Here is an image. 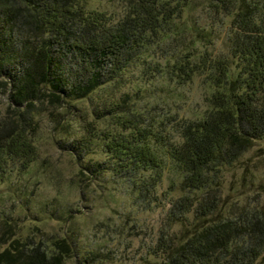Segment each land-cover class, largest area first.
Here are the masks:
<instances>
[{
  "label": "trees",
  "instance_id": "16d2710c",
  "mask_svg": "<svg viewBox=\"0 0 264 264\" xmlns=\"http://www.w3.org/2000/svg\"><path fill=\"white\" fill-rule=\"evenodd\" d=\"M121 1L124 13L115 17L87 7L85 0H0V106L2 98L7 100L6 110L0 109V173L10 160L33 159L30 134L37 129L38 114L100 88L105 93L94 113L114 118L120 128L105 135L109 169L130 179L139 168L161 165L149 139L161 140L163 133L155 123L146 124L149 111L133 109L132 98L142 96V90H123L136 68L143 76L161 71L159 61L146 63L143 56L180 26L175 20L192 0ZM210 4L215 13L231 16L230 55L186 52L169 70L170 79L183 84L202 69L214 86L209 109L180 127L181 142L171 150L187 193L173 203L169 228L189 213L200 219L212 215L221 202L209 196L219 185L218 171L264 137V0ZM148 192L140 189V195ZM208 222L186 235L162 230L152 251L162 258L158 264H261V212ZM56 245L59 252L48 255L16 241L0 252V264H64L72 246L64 239Z\"/></svg>",
  "mask_w": 264,
  "mask_h": 264
},
{
  "label": "rangeland",
  "instance_id": "374dc122",
  "mask_svg": "<svg viewBox=\"0 0 264 264\" xmlns=\"http://www.w3.org/2000/svg\"><path fill=\"white\" fill-rule=\"evenodd\" d=\"M85 1L87 7L115 17L125 10L121 0ZM211 1H191L181 20H175L180 26L151 48V56H143L146 63L159 61L161 71L143 76L138 67L123 90H142V96L132 98L133 109L149 111L146 124L155 123L163 133L161 140L149 139L161 165L139 168L130 179L109 169L105 135H114L120 128L114 118L100 119L99 112L94 113L103 88L69 100L61 109L38 114L37 129L30 134L36 152L33 159L10 160L0 173V252L17 241L25 249L39 246L48 255L56 254V243L64 239L73 249L64 264H158L162 258L152 251L162 230L186 235L206 221L253 212L264 216L263 137L218 171L219 185L209 196L221 202L212 215L200 219L189 213L187 220L174 221L169 228L173 203L187 193L171 150L181 142L180 127L209 109L207 98L214 90L202 69L183 84L170 79L169 70L186 52L197 57L206 50L230 55L231 16L215 13ZM233 69L237 71L235 65ZM6 107L2 98L1 111ZM146 188L149 192L140 195V189Z\"/></svg>",
  "mask_w": 264,
  "mask_h": 264
}]
</instances>
